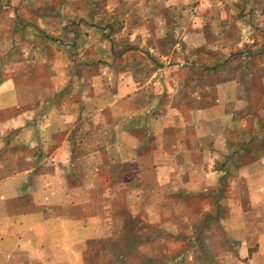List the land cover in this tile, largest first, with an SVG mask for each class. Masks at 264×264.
I'll use <instances>...</instances> for the list:
<instances>
[{"label": "rangeland", "instance_id": "1", "mask_svg": "<svg viewBox=\"0 0 264 264\" xmlns=\"http://www.w3.org/2000/svg\"><path fill=\"white\" fill-rule=\"evenodd\" d=\"M122 70L142 94L123 104H160L161 119L181 127L162 134L167 155L137 160L159 145L147 109L129 134L97 126L106 111L97 125L66 114L77 155L67 182L97 184L75 194L94 196L82 212L98 215L104 236L82 242L81 264H264V0H0V83L16 89L0 85V183L46 167L39 140L57 110L38 104L110 103L115 85L105 94L103 82ZM90 131L108 136L91 144L96 157ZM172 136L190 157H172Z\"/></svg>", "mask_w": 264, "mask_h": 264}, {"label": "crops", "instance_id": "2", "mask_svg": "<svg viewBox=\"0 0 264 264\" xmlns=\"http://www.w3.org/2000/svg\"><path fill=\"white\" fill-rule=\"evenodd\" d=\"M108 71L112 76L113 70L108 69ZM123 71L125 70L115 72L114 77H118L117 81L113 80L115 83L108 82V79L103 82L102 91L105 94L111 92L110 90L115 85V91L111 93L112 100H110V103L97 104L91 101L90 97H87L86 99L89 100L87 104L68 105V111L65 110L64 104H38L37 109L41 111L57 110L56 119H46L47 123L44 125L48 128L45 132L46 137L38 139L41 145V147L39 146L38 157L47 162L45 164L47 168L45 167L44 170L36 173L33 172L35 166H32L33 170L31 172L26 169L22 171L23 173L0 183V264L2 256L7 264H81L82 242L104 237L99 233L100 226H97V221L100 220L98 215L91 211L82 212L86 202L95 201L91 192L94 193L97 184L91 183L90 179H88V183L83 182V184H77L76 186H70L67 182L73 170L71 160L77 156L72 151L71 142H74V140L69 134L65 133L68 123L66 114H69L70 110L74 115L79 112L88 115V121L95 123V125H97L96 120L100 118V112H109L108 118H101L102 121L97 126H100L101 129L119 127L129 134V124H132V120H140V113L147 109L146 111L153 114L152 118L148 117L150 124L147 123V126L150 125L149 127L152 128L154 138L159 139V145L158 147L154 146L148 152L136 151L132 158L138 160L149 157L153 159L167 155V150H164L165 147L161 146V143L165 142V140H162V134L170 127H172L175 134L181 126L176 125L175 121L171 123V121L161 119L163 113L161 114L152 108L160 104H123L134 96L142 95L139 94L141 90V86H138L139 83L132 80L131 77L125 76L127 72ZM4 84H8L6 85L8 92L16 95V89L12 81L8 80L0 83V85ZM61 85L56 83L51 94L53 95ZM132 86L135 87L134 90H132ZM48 89H45L46 93H49ZM47 98L49 99L48 96H42L40 98L41 103ZM122 98H125L124 101H122ZM118 99L122 100L119 101ZM134 110L137 111L135 112L137 116H133L135 115ZM15 119L12 120H15V127L16 125L22 126L21 133L24 131L25 134L29 133L30 128L34 126L32 123L25 124L21 122L20 114ZM148 119H145L146 122ZM207 122V120H199L197 125L202 127ZM106 137L108 136L94 135L93 131H90L89 135H85L84 143L88 144L87 155L89 157H96L95 144L108 142ZM185 139L178 136L170 138L169 144L172 145V150H174L172 157L177 155L191 156L187 154L190 153V149L180 145L181 143L185 144ZM199 141L203 144L202 138ZM191 142L188 141L190 144ZM27 143H30L31 146L37 145L31 136L27 139ZM93 143L95 144L90 149ZM207 146H195L196 152L200 153V158L203 156L208 157L206 154L208 153ZM189 147L193 148L194 146ZM173 148H178L179 152H175ZM34 153L33 151L31 157L36 158L37 155ZM31 173L33 177L30 181H27L26 179ZM89 174L90 172L87 175L89 176ZM5 188L8 189L7 193L1 195V191H4ZM89 190L90 193L80 194L82 197L75 194L76 192H87ZM72 194L76 197L70 196ZM25 197L28 199V207H30L27 210H24L22 206ZM72 209L76 213H71ZM21 256H24L26 261H20L19 257Z\"/></svg>", "mask_w": 264, "mask_h": 264}]
</instances>
